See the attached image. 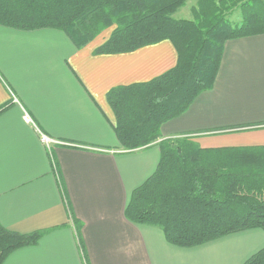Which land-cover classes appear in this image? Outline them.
Here are the masks:
<instances>
[{
    "label": "crops",
    "instance_id": "1",
    "mask_svg": "<svg viewBox=\"0 0 264 264\" xmlns=\"http://www.w3.org/2000/svg\"><path fill=\"white\" fill-rule=\"evenodd\" d=\"M109 35L77 49L54 28L0 25V224L45 231L2 264H243L264 248L260 228L184 248L125 217L159 148L120 146L106 94L161 75L177 54L168 40L95 54ZM159 131L156 143L189 136L202 148L264 145V34L227 40L212 88ZM41 134L55 142L48 148Z\"/></svg>",
    "mask_w": 264,
    "mask_h": 264
},
{
    "label": "trees",
    "instance_id": "2",
    "mask_svg": "<svg viewBox=\"0 0 264 264\" xmlns=\"http://www.w3.org/2000/svg\"><path fill=\"white\" fill-rule=\"evenodd\" d=\"M187 0H0V25L54 28L77 49L104 30L95 54L121 53L168 40L176 64L153 79L110 89L107 102L124 150L156 144V169L131 193L125 217L157 226L166 241L194 247L242 230L264 231V145L202 148L189 136H160V125L184 112L214 84L227 40L264 34L263 0H196L190 18L174 14ZM238 9L240 21L229 14ZM6 106L0 107V112ZM76 231L80 223L72 221ZM45 231L20 234L0 224V264ZM243 264H264V248Z\"/></svg>",
    "mask_w": 264,
    "mask_h": 264
},
{
    "label": "rangeland",
    "instance_id": "3",
    "mask_svg": "<svg viewBox=\"0 0 264 264\" xmlns=\"http://www.w3.org/2000/svg\"><path fill=\"white\" fill-rule=\"evenodd\" d=\"M264 1V0H263ZM196 5V0H187L186 4L180 8L178 10V12H176L174 14L175 18H190L191 17V13L190 10L193 6ZM228 18L230 19V21H232L233 23L239 22L240 21V13L238 9H234L228 16ZM179 136H175L173 138H176Z\"/></svg>",
    "mask_w": 264,
    "mask_h": 264
},
{
    "label": "built area",
    "instance_id": "4",
    "mask_svg": "<svg viewBox=\"0 0 264 264\" xmlns=\"http://www.w3.org/2000/svg\"><path fill=\"white\" fill-rule=\"evenodd\" d=\"M23 118L26 122H31V119L29 118L27 114H24ZM40 139L48 148L50 147L51 143L55 142L54 140L48 138L44 134H41Z\"/></svg>",
    "mask_w": 264,
    "mask_h": 264
}]
</instances>
